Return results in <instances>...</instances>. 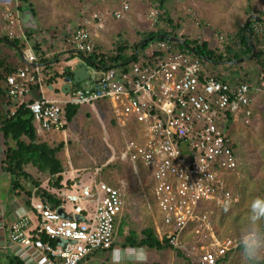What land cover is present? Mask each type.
Masks as SVG:
<instances>
[{
    "label": "built area",
    "instance_id": "2783aa9c",
    "mask_svg": "<svg viewBox=\"0 0 264 264\" xmlns=\"http://www.w3.org/2000/svg\"><path fill=\"white\" fill-rule=\"evenodd\" d=\"M0 6L4 7L7 37L27 48V61L35 63L37 58L30 48L34 41L22 27L18 0H0ZM129 10L127 1H123L113 17L122 20ZM93 19L100 28L104 27V15L95 14ZM253 28L258 35H264V25L259 23ZM70 41L83 57L95 51L87 25L77 26ZM147 52L151 58L138 55L126 73L116 69L100 71L85 63L91 88L72 85L73 80L64 76L65 84L70 86L65 101L42 97L30 103L31 88L43 91L46 84L39 69L29 64L9 76L7 86L9 95L27 104L42 132L64 131L67 106L100 103L113 106L117 122L139 124L138 139L127 143L122 156L150 171L152 200L162 225L158 231L179 238L188 225L206 220L208 205L224 208L238 202L224 176L236 173L241 160L224 125L234 121V116H252L251 87L232 86L216 75L202 72L199 60L175 51L169 42L158 41ZM260 82L264 91V71ZM62 191L54 193L62 200L58 208L33 195L30 214L9 229L12 253L26 264H81L116 245L119 219L124 213L121 191L95 179ZM43 236L49 241L45 242ZM218 258L217 253L204 254L202 264H216Z\"/></svg>",
    "mask_w": 264,
    "mask_h": 264
},
{
    "label": "rangeland",
    "instance_id": "374dc122",
    "mask_svg": "<svg viewBox=\"0 0 264 264\" xmlns=\"http://www.w3.org/2000/svg\"><path fill=\"white\" fill-rule=\"evenodd\" d=\"M28 1L32 4L35 18H38L42 27L39 26L40 29L33 34L37 38L39 33L44 37L46 30L50 32L62 30L72 34L73 29L76 28L73 26L79 24L82 19L80 16L83 4H93L90 1L94 0ZM123 1H127L130 6L129 13L124 19L108 17L107 21L110 20L105 26L107 21L104 15L103 28L109 34L107 39L110 45L111 40L113 42L119 32L130 45L139 43L142 34L147 35L158 30L159 13L164 12L159 10L157 0H105L109 6L103 3L100 7L96 6V9L112 11L116 6V10H119ZM2 8L4 12V7ZM167 8L176 26L174 30L165 24L163 27L167 32L174 31L181 39L199 42L207 40L214 49H220L226 39L234 41L236 33L251 16H255L251 11L264 12V0H168ZM36 38L30 48L38 58L34 48ZM113 46L110 51L115 48ZM19 47L25 54L27 48ZM6 50L11 51L9 48ZM252 64H254L253 59L248 60V58H244L240 64L234 63V67L238 65L237 69L240 66L242 71L246 72L245 77L249 75L248 82L252 78L258 80L262 72L257 68L249 72ZM226 67L207 63L201 70L227 81L229 77H222L218 72ZM91 72H93L92 69ZM55 73L47 69L41 72L40 77L44 83H48L47 81ZM254 92L252 116L250 118L234 116L235 122L230 121L229 127H231L225 132L235 142L241 160L236 173L224 176L231 177L227 185L233 187L238 202L224 208L213 204L208 205L210 207L206 220H198L188 225L179 238L164 235L163 232L160 234L158 231L162 229V225L160 214L152 201L150 171L143 166H134L122 156L127 143L138 139L141 126L132 121L117 122L113 106L108 103L81 107L78 116L60 133L39 131L35 123L38 142L47 143L53 148L63 144L58 158L63 164L64 172L51 178L48 173H39L34 166L28 165L26 171L39 184V187L23 182L24 192L35 190L60 192L51 184L58 177H62L63 185L75 182L80 185L88 184L95 179L119 189L123 196L124 213L119 219L118 231L124 224L122 226L124 235L120 236L117 231L118 238L114 250H117L118 256L126 253L124 259L120 260V264H136L130 259L135 255L136 249H125L122 246L125 237L134 231L141 238L142 232L149 227L155 229L160 240L165 237L171 239L170 244L173 248L163 251L137 248L147 252L145 264H202L204 254H220L222 251H226L228 256L226 255V259L220 264H244L239 248V236L248 223L251 202L258 197L264 198V91L255 90ZM46 96L58 101L68 99L62 94L54 95L52 92L47 93ZM228 122L229 120L226 121ZM1 139L4 153L2 135ZM9 184L10 175L6 173L0 175L2 192L8 191ZM261 227L264 228V221L261 222ZM113 251L107 256L105 254L90 256L82 264H113ZM177 251H180L183 257L178 256ZM6 256L0 258V264H6Z\"/></svg>",
    "mask_w": 264,
    "mask_h": 264
},
{
    "label": "trees",
    "instance_id": "16d2710c",
    "mask_svg": "<svg viewBox=\"0 0 264 264\" xmlns=\"http://www.w3.org/2000/svg\"><path fill=\"white\" fill-rule=\"evenodd\" d=\"M18 2V9L22 15L24 12L30 10L36 17L33 6L28 0H18ZM156 3L159 5V10H161V12L164 11L162 14H159V23L157 24L158 30L156 32H152L147 35L142 34L139 43L134 45H130L127 39L121 37L119 38L115 48L106 53L96 51L95 49L94 53H92L89 57H83L86 65L88 67H96L100 71L106 69H116L120 73H126L129 70L131 62L138 60V55H142L147 59L151 58L147 52L149 47L155 45L158 41H163L169 42L170 46L175 51L187 53L191 59L199 60L201 66L207 65L206 60H209L211 63H224L233 65L238 60L251 57L253 54V45L256 48V53L252 58L253 62L256 63L260 69H264V35H258L253 28L259 23L264 25V12L261 13L251 11L253 15H255V18H253L248 25L246 22V24L236 33L234 41H227L226 39V42L221 45L222 47L220 49H214L207 40L199 42L196 40L183 38L185 44L193 49L192 52L189 51L184 45L172 42L167 38H178L174 31L169 33L163 27L165 24H167V27L170 26L174 28V30L176 29V26H174V22L167 8L168 0H157ZM256 17H259V19ZM25 31L32 41L36 38V36L33 35L31 31ZM4 40L20 46V42L18 41L10 40L7 37ZM34 48L36 52H40L41 48L37 43ZM18 69L19 66L8 63L7 58L4 57L0 59V98L8 97L10 99L9 101H13L14 106H16L13 111H5L3 114L0 113V134L4 138L5 146V152L0 162V170L11 176V191L14 194L24 191L23 182L29 183L36 188L39 187V184L27 173L26 168L28 165L34 166L39 173H48L51 175V178L64 172L63 164L58 158V153L62 149L63 144L53 148L47 143L38 142L37 129L35 127V120L31 110L27 107L26 103L20 104L15 98L9 95L7 78L15 74ZM73 75L74 74L72 72H67L62 76L56 73L47 81L48 83L45 82V84L50 85L55 79L62 78L63 76L73 80ZM31 96L34 98L30 101V103L41 100L42 96L40 94V88H31ZM80 109L81 107L79 106L66 107L65 117L67 125L72 123V121L78 116ZM234 147L237 148L236 145ZM230 178L231 177L227 176V184L228 182L230 183ZM62 182V177H58V179L51 182V184L53 187L57 188V190L62 191L64 189H72L76 183H68L63 185ZM229 187L234 193L233 195L237 196L233 191V187ZM35 192H40L41 196H43V198L47 200L54 208H58L62 205V200L52 192L35 190L28 191L26 193L28 206L30 205L29 200ZM122 226L118 231L120 236L124 235V229ZM42 239L45 242L49 241L47 236H43ZM170 243L171 239L165 237L160 240L155 229L149 227L142 232L141 238L138 237L136 232L131 231L125 237V241L122 246L125 249L149 248L163 251L168 248H173ZM113 250L114 247L109 250V252L104 253L110 254ZM177 253L178 256L183 257L180 251H177ZM226 255L228 256V253L226 251H222V253L219 254L216 264H220L222 261H224L226 259ZM5 261L6 264H26L22 259L16 257L13 253L8 254ZM262 264H264V261H262Z\"/></svg>",
    "mask_w": 264,
    "mask_h": 264
},
{
    "label": "crops",
    "instance_id": "0c3cea01",
    "mask_svg": "<svg viewBox=\"0 0 264 264\" xmlns=\"http://www.w3.org/2000/svg\"><path fill=\"white\" fill-rule=\"evenodd\" d=\"M99 1H103V2H99ZM90 2H93V4H85V5L83 4V8H82L83 10L81 11V16H80L82 19L80 20V23L75 24L73 28L80 26V24L89 26L94 43H95L96 51H101L104 53L109 52L113 44L114 46H116L119 38L123 37V35H121L120 32L117 33V36L115 37L114 41L112 42L111 40V45H110L107 39V37L109 36L108 32L106 31L105 28L101 30L102 28L99 27L98 21L93 19V15L95 14L105 15L106 21H107L108 17H111V18L113 17L114 12L117 11L116 10L117 7L115 6L114 9L112 8L113 9L112 11L102 10V9L99 10L98 8L96 9V6L100 7L103 3L107 4L105 0H94ZM107 5L109 6V4ZM2 7L3 6H0V59L5 57L7 58L8 63H11L15 66H19V68H22L23 66L26 65V63L21 59V56L18 53V51L8 46L5 43L6 40H4L7 37V34H6V25L4 21ZM36 20L40 28H42L41 24L38 21V18H36ZM109 20L106 22L105 26H107ZM24 30H27V29H24ZM67 34H68L67 32H63L62 30H58V31L51 30V32L46 30L44 33V37H42V34L39 33V35L36 38V43L40 45L41 50L40 52H37L38 58H37V61L33 64L37 65L36 67L39 69L40 73L44 70L49 69V70H52L54 73L57 72V74H60L61 76L67 72H72L74 74V71L79 66H81V64H85L83 56L80 55L73 48L71 44V41H70L71 34H68V36L66 37ZM6 48H9L11 51L6 50ZM220 66H227L224 70H221L218 72L222 77L223 76L229 77V80H227L226 82L230 83L232 86H238L244 83L250 85L251 98L254 96L255 90L261 91L262 85L260 82V77L258 80L256 78L255 79L252 78L250 82H248L249 75L245 77L246 72L242 71L240 66H239V69L236 68V66L238 65L234 67V64L226 65L223 63V64H220ZM251 66L252 67L249 72H252L256 68L258 69V71L264 70V69H260V67L256 65V63L252 64ZM63 77L55 79L50 85L46 84V88H44L43 91L40 90L41 96L48 100H54V101H56V99L48 98L46 94L49 92H52L54 95L62 94L63 96H66L69 90L68 91L63 90L67 86V84H65L66 78H63ZM74 83L76 82L73 79L72 85H74ZM78 85L80 86V84ZM33 98L34 97L30 95L29 100H32ZM9 100L10 99L8 97L0 98V113L3 114V112L5 111H13L16 108V106H14L13 104V101H9ZM3 154L4 153H3V147H2V139H1V134H0V162H1V158ZM3 174L5 173L0 170V175H3ZM11 182H12V178L10 176V184H9L8 191L2 192V190H0V258L1 257L4 258L6 255L12 253V247L10 246V243L8 242V233H9L10 227L15 222H17L19 219L24 217L25 215L30 214V210H31L30 205L28 206V203H27L28 199H27L26 193L23 191V192L14 194L11 191ZM75 184L80 186V184L78 183H75ZM67 191H71V189L69 190L64 189V191L62 192H67ZM33 195L37 196L38 198L42 197L40 192H35ZM104 254L106 256L108 255V253H104V252H100L95 255L101 256ZM31 264H39V263L32 262Z\"/></svg>",
    "mask_w": 264,
    "mask_h": 264
},
{
    "label": "clouds",
    "instance_id": "9594fccd",
    "mask_svg": "<svg viewBox=\"0 0 264 264\" xmlns=\"http://www.w3.org/2000/svg\"><path fill=\"white\" fill-rule=\"evenodd\" d=\"M264 221V198H255L249 209L248 223L241 230L239 245L244 264H262L264 261V228L261 222ZM126 253L117 255V250L113 251V264H120ZM136 264H145L147 252L143 249H136L135 255L130 257Z\"/></svg>",
    "mask_w": 264,
    "mask_h": 264
},
{
    "label": "water",
    "instance_id": "95a60500",
    "mask_svg": "<svg viewBox=\"0 0 264 264\" xmlns=\"http://www.w3.org/2000/svg\"><path fill=\"white\" fill-rule=\"evenodd\" d=\"M253 18H255V16H251V17L248 19V21H247V25L249 24V22H250L251 19H253ZM256 18L259 19V17H256ZM21 23H22V26H23L24 29H27V30L32 31L33 34H35V33L40 29V28H39V25H38V22H37V20H36V18H35V16H34V14H33L30 10H28V11H26V12L23 13V17H22V21H21ZM167 38H168L170 41H172V42L180 43V44L184 45L189 51H192V52H193V49H192L191 47L187 46V45L185 44V41H184L183 39H181V38H175V37H174V38L167 37ZM5 43H6L8 46L12 47L13 49L17 50L18 53H19L20 56H21V59H22L26 64L31 65L33 68H35V67L37 66V65H35V64H31V63H29V62L27 61L24 52L22 51V49H21L19 46L15 45V44L12 43V42H8V41H5ZM252 47H253V54H252V56H251L250 58H248V60H251V59L254 57L255 53H256V48H255L253 45H252ZM206 62H207V63H211L209 60H206ZM242 62H243V59L238 60L236 63H237V64H240V63H242ZM211 64H218V65H219V64H221V63H211ZM73 77H74V81H75L76 83L80 84L81 88H83V89H85V90H88L89 88H91V82H92V79H91V75H90V72H89V70H88V67H87L85 64H81V66H79V67L74 71V75H73ZM69 88H70V86L67 85V86L65 87V89H63V90L68 91ZM229 123H230V121L224 125V130H225V132L228 130ZM42 197H43V196H42Z\"/></svg>",
    "mask_w": 264,
    "mask_h": 264
}]
</instances>
